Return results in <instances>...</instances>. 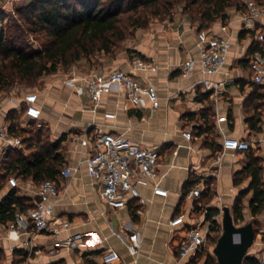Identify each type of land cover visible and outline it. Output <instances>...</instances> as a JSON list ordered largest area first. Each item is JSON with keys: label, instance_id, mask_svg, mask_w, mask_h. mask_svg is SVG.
<instances>
[{"label": "crops", "instance_id": "0c3cea01", "mask_svg": "<svg viewBox=\"0 0 264 264\" xmlns=\"http://www.w3.org/2000/svg\"><path fill=\"white\" fill-rule=\"evenodd\" d=\"M6 1L0 5V14L7 8ZM261 6L255 14H250L247 6L244 9L231 6L226 11L225 22L216 19L208 29L201 30L225 37L230 44L224 64L213 74L203 73L198 60L197 23L174 10L171 18H155L146 28L135 30L114 58H102L101 63L84 64L77 69L71 67L67 72L59 68L42 76L40 85L29 90H19L13 85L8 91H1L0 131L16 141L9 143L0 136V176L7 150L23 147V136L8 132L10 111L15 112L14 121L20 127H28L30 122L36 126L43 123L52 142L64 135L59 149L64 161L61 170L70 168L66 174L60 170L58 196L53 206L54 217L68 220L69 227L54 238L35 232L32 224L16 230L13 221L0 223L1 264H104L101 255L108 248L119 254L112 264H205L208 256L216 261L213 248L221 232L222 208L228 207L233 216L235 199L250 182L249 178L238 185L233 181L234 173L248 162V148L261 159L264 185V115L259 133L250 132L245 122V101L254 84L250 70L253 46L259 45L264 53V42L257 38L264 29V3ZM133 55L156 64L157 70L133 68L129 62ZM187 58H194L195 66L183 76L179 66ZM111 69H122L152 84L157 91L156 105L142 97L139 106L134 107L123 90H112L102 95L95 110L84 109L91 106L84 85L80 82L78 86L69 79L79 81L90 71ZM204 111L213 114L210 137L220 147L224 137L238 138L245 146L226 150L217 162L219 150L213 151L204 144V135L191 131L194 124L201 123L199 113ZM105 112L115 116L107 118ZM190 115L194 118L189 119ZM220 116L226 119L218 121ZM97 129L123 133L133 141L158 147L160 159L155 179L158 190L143 187L141 197L131 200L126 207L108 208L85 165ZM184 130L191 132L190 140L182 136ZM10 178L15 179V185L10 183ZM207 179L212 180L209 195L201 198L188 195L195 185L203 191ZM192 181L193 185L184 193V187ZM12 188L28 204L38 200V185L31 178L9 175L0 186V200ZM251 196L249 191L242 199L243 220H238L236 225L253 223L256 234L247 254L259 260L264 257L261 242L264 209L252 215ZM207 210L216 211L211 219L216 220L220 230H210L205 246L196 256L179 258L177 248L185 230L211 223L206 218ZM176 216L183 218V224L172 230L168 221ZM74 233L82 234V238L72 247H65L61 240ZM134 233L138 246L132 251L128 237Z\"/></svg>", "mask_w": 264, "mask_h": 264}, {"label": "trees", "instance_id": "16d2710c", "mask_svg": "<svg viewBox=\"0 0 264 264\" xmlns=\"http://www.w3.org/2000/svg\"><path fill=\"white\" fill-rule=\"evenodd\" d=\"M254 2L263 5L264 0ZM177 6H181L182 13L196 22L198 31H201L208 29L216 19L225 22L229 7L244 9L246 4L243 0H26L14 7L12 18L0 14V91H8L14 84L36 87L42 76L80 60H89L97 54L113 58L118 46L135 30L146 28L155 18H171ZM260 50L257 44L252 48L253 53ZM245 112L249 131L259 133L264 115V84L254 82L245 101ZM188 118L192 119L194 115ZM8 119L11 122L8 132L22 135L23 147L7 150L1 164L0 186L11 174L22 179L31 178L37 185L44 180L58 185L64 162L59 149L64 135L52 142L43 123L36 126L30 122L28 128L20 127L14 121V111L9 112ZM199 119L201 123L194 124L191 131L198 136L204 135V144L213 151L220 150L215 138L210 137L213 114L201 112ZM246 153L247 164L236 171L233 178L235 185L250 179L248 188L235 199V223L243 220L242 199L249 191L252 192L249 202L252 215L260 214L264 209L262 162L254 150L248 148ZM211 181H205L206 188L200 192V198L209 195ZM193 183L184 187V193ZM33 205L26 203V199L18 196L17 190L12 188L0 200V223L14 221L17 213ZM215 214L214 210L206 212V218L211 220V231L220 230L216 220L211 219ZM2 257L0 251V264ZM205 264L217 263L212 256H208ZM244 264L260 262L247 257Z\"/></svg>", "mask_w": 264, "mask_h": 264}, {"label": "built area", "instance_id": "2783aa9c", "mask_svg": "<svg viewBox=\"0 0 264 264\" xmlns=\"http://www.w3.org/2000/svg\"><path fill=\"white\" fill-rule=\"evenodd\" d=\"M245 4L250 14H255L262 9L254 0H245ZM200 44L199 63L202 72L213 74L224 64L229 50V41L222 36L208 35L205 31L198 32ZM259 41L264 42V29L257 34ZM130 65L133 68L146 71H156L157 65L133 55L130 58ZM195 66L194 58L185 59L179 66L183 76L188 75ZM250 70L252 80L256 83L264 82V53L257 51L251 55ZM76 83L82 82L86 94L91 104L90 109L95 110L100 103L104 93L112 90H123L128 102L134 107H138L142 97H146L155 106L157 103L156 88L138 77L122 70L111 69L108 71H90L79 81L75 78L69 79ZM104 116L113 118L115 114L105 112ZM224 116L218 117V121H223ZM0 136L7 142H15L16 139L10 137L6 132L0 131ZM182 136L190 140L192 135L189 130L182 131ZM245 144L235 137H224L221 149L216 153V161H221L226 150H235L244 147ZM160 159V149L156 146H146L133 141L123 133L103 132L97 129L92 149L85 161L86 169L98 185L99 194L103 202L110 209L116 210L126 207L133 199L141 197V188L152 186L153 190H158L155 179L158 176L157 166ZM70 168L61 170V174L69 172ZM12 185L16 184L15 179L10 178ZM198 185L192 187L188 195L191 197L200 196ZM38 200L32 207L25 209L22 213H17L13 221L16 230L27 228L32 224L35 232H41L58 238L61 231L67 229L70 222L65 219H58L53 215L54 202L58 196L57 185L50 180L42 181L37 188ZM183 224V218L176 216L168 221L169 227L173 230L176 226ZM210 231V223L194 226L185 230L181 238L177 255L179 258L196 256L205 246ZM82 238V234L74 233L61 240V243L70 248L74 243ZM129 248L133 251L137 246V234L128 237ZM264 244V236L262 237ZM29 242L26 243L28 245ZM104 264H112L119 259L116 250L108 248L102 255ZM260 264H264V257L259 259Z\"/></svg>", "mask_w": 264, "mask_h": 264}, {"label": "water", "instance_id": "95a60500", "mask_svg": "<svg viewBox=\"0 0 264 264\" xmlns=\"http://www.w3.org/2000/svg\"><path fill=\"white\" fill-rule=\"evenodd\" d=\"M221 232L217 237L213 254L217 264H244L248 249L252 246L256 230L251 221L236 225L228 207L222 208Z\"/></svg>", "mask_w": 264, "mask_h": 264}, {"label": "rangeland", "instance_id": "374dc122", "mask_svg": "<svg viewBox=\"0 0 264 264\" xmlns=\"http://www.w3.org/2000/svg\"><path fill=\"white\" fill-rule=\"evenodd\" d=\"M2 1H3V0H0V5H1ZM25 1H26V0H7V1H6L7 8H5V10L3 9V10L1 11V12H2L1 14L4 13L3 15L7 16L8 19L12 18V17L14 16V13H13L14 7L23 4ZM175 10H179V11L182 12V8H181V6H177V7L175 8ZM128 39H130V37L127 38L125 41H123V42L118 46L117 54L120 53V51L124 48V43H126V41H127ZM34 45H37V43H34ZM117 54H116V55H117ZM116 55H115L114 57H116ZM114 57H113V58H114ZM102 58L104 59V58H106V57L97 54V55H94L93 57H91L89 60H85V59L80 60L79 62H76V63L70 65V66L67 67V68L62 67V68H60V70H61V71H64V72H67L71 67H74V68L77 69V68L82 67L84 64H87V65H89V64L95 65V64L101 63L100 60H101ZM107 58H109V57H107ZM80 62H81V63H80ZM79 64H80V65H79ZM39 83H40V82H39ZM14 85H15V86H18V87L20 88L19 90H24V91H25V90H29V87H26V86H24L23 84H14ZM38 85H40V84H38ZM38 85H37V86H38ZM0 92H1V91H0ZM4 92H5V91H4ZM189 125H191V123H189ZM25 128H28V127H25ZM220 226H221V225H220Z\"/></svg>", "mask_w": 264, "mask_h": 264}]
</instances>
